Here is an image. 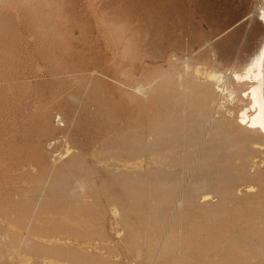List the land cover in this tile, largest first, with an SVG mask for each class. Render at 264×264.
<instances>
[{"label":"rangeland","instance_id":"rangeland-1","mask_svg":"<svg viewBox=\"0 0 264 264\" xmlns=\"http://www.w3.org/2000/svg\"><path fill=\"white\" fill-rule=\"evenodd\" d=\"M263 12L264 0H0V264H187L171 255L227 236L264 264V138L233 123L248 100L231 76L259 51ZM212 72L228 89L204 107L194 85ZM191 131L223 138L205 145L213 169L200 171ZM173 137L186 154L161 155ZM174 155L186 164L164 175Z\"/></svg>","mask_w":264,"mask_h":264},{"label":"bare ground","instance_id":"bare-ground-1","mask_svg":"<svg viewBox=\"0 0 264 264\" xmlns=\"http://www.w3.org/2000/svg\"><path fill=\"white\" fill-rule=\"evenodd\" d=\"M263 14H264V12H263ZM261 15V16H259V21H261L262 22V24H263V26H264V15ZM253 55V54H252ZM170 58V57H169ZM173 59V58H172ZM176 60V59H175ZM173 62H174V60H173ZM184 62V61H183ZM168 64V63H167ZM244 64V63H243ZM244 67L242 68V72H233L232 73V78H233V80L235 81V82H237V83H235V84H239V85H237V86H239V87H242L243 85H247L246 86V88H241V89H243L242 91H241V94H242V96L244 97V98H246L247 100H248V104H247V106H245V107H243V108H241L240 110H238V114H237V117H234L235 118V120H234V124L236 125V127L237 128H239V129H242V130H245V131H251L252 133H254L256 136H258V137H261V138H264V39H263V41H262V44H261V47H260V49H259V51H257L251 58H250V60L248 61V62H246L245 63V65H243ZM184 69V68H183ZM186 71V70H185ZM182 72V71H181ZM231 72V71H230ZM202 73V72H201ZM159 74V73H158ZM184 74H185V72H184ZM209 74V73H208ZM180 75V74H179ZM182 75V74H181ZM186 75V74H185ZM188 75V74H187ZM186 75V76H187ZM170 76V75H169ZM203 76V75H202ZM183 77V76H182ZM182 77H181V79H180V77H178L179 79H180V83H179V87H184V85H186V84H188V83H186V82H184L183 83V79H182ZM168 79H169V77H167ZM195 78V77H194ZM192 79H193V77H192ZM197 79V78H196ZM196 79H194V81L193 80H191L190 82H195V80ZM170 80H171V78H170ZM188 80V76H187V79H186V81ZM205 81V80H204ZM203 81V82H204ZM227 81V80H226ZM226 81H224L223 80V74L222 73H215V72H212V73H210L209 75H208V77H207V82L206 83H204V84H195L194 86H196L195 87V89H197L198 90V92L195 90V92L197 93L196 95H198V98H201V100L199 99V102L201 103L202 102V100H203V102L212 94V93H214L215 95L214 96H218V98H220V99H222L224 96H225V94H226V91H227V87H228V85H226L227 83H225ZM123 83V82H122ZM125 83V82H124ZM178 83V82H177ZM189 85H191V84H189ZM122 86V85H121ZM120 86V87H121ZM178 86V85H177ZM164 87V89L166 88L165 86H163ZM170 87V86H169ZM174 87H176V86H174ZM188 87V86H187ZM245 87V86H244ZM171 88V87H170ZM170 88H167V89H165V91L166 90H168V89H170ZM177 88V87H176ZM175 88V89H176ZM191 88V87H190ZM238 88V87H237ZM181 89V88H180ZM194 89V88H193ZM240 89V90H241ZM131 90V89H130ZM138 90V89H137ZM173 90H174V88L172 89V92H171V94L173 93ZM164 91V92H165ZM169 91V90H168ZM167 91V92H168ZM171 91V90H170ZM178 91V90H177ZM191 91V90H190ZM181 92H183V91H181ZM230 92H231V90H230ZM175 93V92H174ZM173 93V94H174ZM168 93H166V95H167ZM182 94V93H181ZM181 94L180 95H178V97H182L181 96ZM194 94V93H193ZM232 94V93H231ZM240 94V95H241ZM195 95V96H196ZM234 95V94H233ZM169 96V95H168ZM167 96V97H168ZM175 95H173L172 97H174ZM183 96H185V95H183ZM195 96L194 95H190V99H194L195 98ZM165 97V96H164ZM192 97H194V98H192ZM210 97H212V96H210ZM209 97V99L208 100H210L211 98ZM184 98V97H183ZM187 98V97H186ZM189 98H187V99H189ZM216 98V97H215ZM228 98V97H227ZM168 99V98H167ZM172 99V98H171ZM187 99H186V102H187ZM212 99H213V97H212ZM220 99H217V101H219ZM173 101H174V99H172ZM176 100H178V98L176 99ZM194 100H196V99H194ZM181 101V100H180ZM211 101V100H210ZM176 102V101H175ZM182 102H185V101H182ZM189 102V101H188ZM187 102V103H188ZM202 102V103H203ZM206 102V101H205ZM208 102V101H207ZM212 102V101H211ZM214 102V101H213ZM216 102V101H215ZM214 102V103H215ZM186 103V104H187ZM189 103H191V102H189ZM209 103V104H208ZM208 103H206V104H208V106L210 105V102H208ZM221 103V102H220ZM104 104V103H103ZM206 104H204L203 103V105H205L204 107H206ZM216 104H217V102H216ZM215 104V105H216ZM183 105H184V103H183ZM190 105V104H189ZM189 105H188V107H187V109L189 108ZM199 105V104H198ZM246 105V104H245ZM187 106V105H186ZM186 106H184V107H186ZM207 106V107H208ZM217 106V105H216ZM163 107V106H162ZM193 107V106H192ZM191 107V108H192ZM218 107V106H217ZM183 108V107H182ZM194 108V107H193ZM201 108V107H200ZM199 108V110L201 111V109ZM210 108V107H209ZM209 108H208V110H209ZM184 109V108H183ZM186 109V108H185ZM192 110H194V109H192ZM206 110V109H205ZM208 110H206V112L208 111ZM185 111V110H184ZM191 111V110H190ZM195 112L197 113L198 111H196L195 110ZM177 113H179V112H177ZM227 113V112H226ZM180 114V113H179ZM179 114H177V115H179ZM198 115H199V113H197ZM203 113H201V115H202ZM106 115V114H105ZM205 115V114H204ZM206 115H208V114H206ZM235 116V115H234ZM172 117V116H171ZM198 117H200V116H198ZM206 117V116H205ZM178 118V117H177ZM212 119V118H211ZM211 119H210V121H211ZM168 120L170 121L171 119L169 118V119H167V123H168ZM209 120V119H208ZM46 121V120H45ZM180 121V120H179ZM182 121V120H181ZM232 121V120H231ZM111 122V121H110ZM165 122V121H164ZM171 122H172V120H171ZM226 122V119H224V121H222L221 122V125H217L216 126V130L218 129H220V128H222L223 127V125L222 124H224ZM163 123V122H162ZM169 124H172V123H169ZM173 124H175V123H173ZM179 124V123H178ZM207 124V123H206ZM160 125H162V124H160ZM165 125V124H164ZM179 126V125H178ZM177 126V127H178ZM209 126V125H208ZM207 126V127H208ZM46 127V126H45ZM162 127H163V125H162ZM166 127H169V126H166ZM47 128H49L48 126H47ZM84 128V127H83ZM157 128V127H156ZM176 128V127H175ZM194 128V127H193ZM67 129V128H66ZM155 129V128H154ZM167 129V128H166ZM191 129V128H190ZM190 129H187V130H189V132H190ZM196 129H198V128H196ZM45 130L46 129H44L43 131L45 132ZM164 130V129H163ZM215 130V129H214ZM218 130L216 131L217 132V134H219V132H218ZM153 131V130H152ZM193 131V130H192ZM192 131H191V134H193L192 136H191V134L189 135V137L188 138H186V140H185V144H186V142H187V146L189 145L190 147H194V148H196L195 150L197 151V152H200V154L202 155V156H200V158H198L199 160H200V164L198 165L199 166V168H201L200 169V171L202 170V171H205V169H207V168H210L211 167V164L210 163H207V162H209V161H207V162H205V163H203L202 162V160H204V159H207V160H210L211 158H214V157H212V155H214V154H212L213 153V150L211 151L210 149H206V146L205 145H209L210 147L212 146V147H214L212 144H210V143H212V142H214V141H216V140H213V136L212 137H199V140L198 139H196L195 137H197V134H195L197 131H195V132H193L192 133ZM204 131H205V129H204ZM224 131V130H223ZM159 132V131H158ZM164 132H165V130H164ZM81 133V132H80ZM154 133V132H153ZM159 133H161V132H159ZM200 133V132H199ZM206 133V132H205ZM214 133V132H213ZM212 133V134H213ZM96 134V133H95ZM173 134V133H172ZM186 134H187V132H186ZM196 136H195V135ZM201 135H202V133H200ZM156 135H157V133H156ZM167 135V134H166ZM175 135V134H174ZM180 135H181V133H180ZM183 135H184V133H183ZM162 137H164L163 136V134L161 135ZM214 136H216V138H217V135H214ZM228 136V135H227ZM61 137H62V135H61ZM87 137V136H86ZM161 137V138H162ZM166 137V136H165ZM177 137V136H176ZM176 137H173V139L171 138V140L170 141H164V140H162V142L164 141V142H166L165 144H164V146H163V143H161L160 142V144H162V145H160V146H162V149H161V152L160 151H158V152H160V153H162L161 155H163V152L162 151H167V153H165L164 155H166V154H169V152H173L175 155L177 154V148L178 147H180V149H179V151H181V146H179L181 143H180V141H184V139L183 140H180L179 141V139L178 138H176ZM185 137V136H184ZM197 137V138H198ZM161 138H160V136H159V138H158V140H161ZM167 138V137H166ZM174 138H176V140L174 139ZM206 138V139H205ZM221 138V137H220ZM226 138V137H225ZM224 138V139H225ZM63 139V138H62ZM167 139H170V137L169 138H167ZM180 139H182V138H180ZM196 139V140H195ZM218 139H219V137H218ZM218 139H217V141H218ZM223 139V138H222ZM222 139H219L220 141L222 140ZM158 140L156 141V142H158ZM195 140V141H194ZM213 140V141H212ZM216 141V143H218ZM227 141V140H226ZM226 141H223L224 143L226 142ZM95 143V142H94ZM159 143V142H158ZM222 142H219V145L221 144ZM223 143V144H224ZM228 143H231V142H227V143H225V145L226 144H228ZM110 144V143H109ZM108 144V145H109ZM183 144V143H182ZM181 144V145H182ZM185 144H183V145H185ZM223 144H221V145H223ZM182 145V146H183ZM216 145V144H215ZM218 145V144H217ZM224 145V146H225ZM223 146V147H224ZM155 147V146H154ZM164 147V148H163ZM184 147V146H183ZM182 147V148H183ZM200 148H202V150L200 151L199 149ZM214 148H216L217 149V147H214ZM213 148V149H214ZM129 149V148H128ZM165 149V150H164ZM186 149V148H185ZM184 148H183V150H185ZM136 151V150H139L138 152H140L141 153V151H140V149H133V151ZM157 150H159V148L157 149ZM182 150V151H183ZM192 150V149H191ZM129 151V150H128ZM132 151V152H133ZM143 151V150H142ZM165 151V152H166ZM181 151V152H182ZM193 151H194V149H193ZM192 151V152H193ZM180 152V153H181ZM186 152H187V150H186ZM222 152V151H221ZM186 154L185 153V151H183L182 152V154ZM216 153V152H215ZM134 154V153H133ZM179 154V153H178ZM181 154V155H182ZM219 154H221V153H219ZM229 154V153H228ZM227 154V155H228ZM173 155V154H172ZM171 156L172 158H169L170 159V161H168V162H164V165L166 166H164L165 167V169L164 170H166L165 171V173H164V175H167V176H170V175H173L174 174V172L173 171H170V168H171V166L173 165V164H182V163H179L178 161L180 160L181 161V159H179L177 156ZM191 155V154H190ZM198 155H199V153H198ZM223 155H225V154H223ZM183 156V155H182ZM194 156H196V157H193V158H191V160L192 159H194L195 160V158L197 159V154L196 155H194ZM222 156V155H221ZM220 155L218 156L219 158L221 157ZM226 156V155H225ZM230 156V155H229ZM169 157V156H168ZM232 157V156H231ZM222 158V157H221ZM224 158V157H223ZM222 158V159H223ZM225 158H227V156L225 157ZM224 158V159H225ZM165 159H166V157H165ZM215 159V158H214ZM231 158H229V160H230ZM164 160V159H163ZM189 160V159H188ZM217 159H215V161H216ZM220 160V159H219ZM186 162V160H185V158H184V160L183 161H181V162ZM224 160H222V162H223ZM183 163L182 165H185L186 163ZM198 162V161H197ZM220 162V161H219ZM193 163V162H192ZM199 163V162H198ZM217 163H218V161H217ZM217 163L215 162L214 163V161H213V166H214V164H216V166H217ZM66 164V163H65ZM68 164H70V163H68ZM204 166H203V165ZM210 164V165H209ZM224 164H226V163H224ZM228 164V163H227ZM72 165H74V164H72ZM188 165V164H187ZM192 165H195V167H197L196 165L197 164H192ZM220 165V164H219ZM218 165V166H219ZM210 166V167H209ZM229 166V165H228ZM186 167H188V166H186ZM194 167V168H195ZM221 167V166H220ZM219 167V168H220ZM175 168H178L176 165H175ZM212 168V167H211ZM222 168V167H221ZM225 168V167H224ZM196 169V168H195ZM213 169V168H212ZM214 169H216L217 170V168H215V166H214ZM252 169H254V168H252ZM223 170V169H222ZM83 171V170H82ZM174 171H176V170H174ZM219 171H221V170H219ZM219 171H218V173H219ZM206 172V171H205ZM223 172V171H222ZM221 173V172H220ZM220 173H219V175H220ZM203 174V173H202ZM256 175V174H255ZM213 176V175H212ZM188 177V176H187ZM207 178L209 177V176H206ZM206 177H203V178H205L206 179ZM256 177V176H255ZM259 177V176H258ZM163 178V177H162ZM168 178H170V180L169 179H167L166 178V181L167 180H169L170 182H171V179L173 178V177H168ZM179 178V177H178ZM202 178V179H203ZM254 178V177H253ZM201 179V180H202ZM257 179V178H256ZM159 180V179H158ZM157 180V181H158ZM161 181H159L158 183H160V182H162L163 183V181H165V179L163 180V179H160ZM163 180V181H162ZM200 180V181H201ZM260 181H259V183L262 181V178L261 179H259ZM169 181H167V183L169 182ZM172 181H175V180H173L172 179ZM176 181H178L179 182V179L177 180L176 179ZM264 181V180H263ZM199 182V181H198ZM207 182V181H206ZM208 182H209V178H208ZM172 183V182H171ZM189 183V182H188ZM196 183V182H195ZM202 183H203V181H202ZM201 183V184H202ZM143 184V183H142ZM164 184H165V182H164ZM201 184H197L196 186H193V192L195 191V192H198V191H200V186H202L203 187V185H201ZM133 185V184H132ZM169 185V184H168ZM159 186V185H158ZM164 185H162V187H163ZM207 186V185H206ZM208 186H210V185H208ZM172 187H174V186H172ZM172 187H171V189H172ZM148 188V187H147ZM161 188V187H160ZM166 188V187H165ZM179 188V187H178ZM182 188V187H181ZM181 188H179V191H181L182 189ZM192 188V187H191ZM262 188H263V186H262ZM149 189V188H148ZM147 189V190H148ZM158 189V188H157ZM186 189V188H185ZM161 190H163V189H161ZM188 190V189H187ZM186 190V191H187ZM202 190V189H201ZM206 190V189H205ZM219 190V189H218ZM217 190V191H218ZM173 192H175L176 191V194H177V192H179V191H177V187H175V190H172ZM186 191H184V193H186ZM207 191H212V189L210 190H207ZM207 191L206 192H204V193H207ZM170 192V191H169ZM182 192V191H181ZM190 192V191H189ZM189 192L187 191V193L185 194V196L183 197V198H185L187 201L189 200V202L191 203V202H193L192 200L194 199L191 195H189ZM192 192V193H193ZM80 193V192H79ZM123 193V192H122ZM168 193V192H167ZM166 193V194H167ZM172 193V192H171ZM184 193H182V194H184ZM191 193V192H190ZM261 193V192H260ZM176 194H174V195H176ZM181 194V195H182ZM200 194V193H199ZM173 195V194H172ZM174 195H173V197H174ZM177 195H179V197H180V194L178 193ZM193 195V194H192ZM81 196V195H80ZM194 196V195H193ZM195 196H198L197 194L195 195ZM210 197V195L209 194H206L205 196H204V199H208ZM212 197V196H211ZM168 198H169V200H171L170 199V195L168 196ZM175 199L174 200H176V201H174L173 203H172V201H171V203L173 204V207H174V203H175V205L177 204L178 206H180V204H181V206L183 205V204H185L184 203V200H181V199H183L182 197L180 198V199H176V198H178V197H174ZM198 198V197H197ZM165 200V199H164ZM182 201H183V204H182ZM221 201H223V199L221 200ZM225 201V200H224ZM166 202V201H165ZM194 203V202H193ZM203 203V202H202ZM187 204H188V202H187ZM220 204H221V202H220ZM165 206H166V203L164 204ZM163 205V206H164ZM189 205H191V204H189ZM195 205H196V202H195ZM195 205H193L194 207H195ZM221 205H223V202H222V204ZM220 205V206H221ZM167 206H170V207H172V205H167ZM218 206V205H217ZM169 207V208H170ZM197 207H199V206H197ZM200 207H201V205H200ZM132 208V207H131ZM167 208V207H166ZM174 208H176V207H174ZM173 208V209H174ZM196 208V207H195ZM218 208H219V206H218ZM151 209V208H150ZM172 209V208H171ZM153 210V209H152ZM176 210V209H175ZM180 210V209H179ZM257 210H259V209H257ZM260 210H261V208H260ZM259 210V211H260ZM259 211H256V212H259ZM89 212V211H88ZM173 212H174V210H173ZM256 212H255V215L254 216H258L257 214H256ZM261 212V211H260ZM262 212H263V209H262ZM152 213V211L150 212V214ZM154 211H153V213H152V215H154ZM182 214V213H181ZM246 214V213H245ZM174 215V214H173ZM263 215V214H262ZM262 215H260V217L262 216ZM151 216V215H150ZM177 217H175L177 220H178V218L179 217H183L182 215L180 216L179 215V217H178V215H176ZM187 216V215H186ZM248 217V216H247ZM254 218L253 216H250V218ZM259 217V216H258ZM181 218H179V219H181ZM234 218V220H236L235 218L236 217H233ZM152 219H153V217H152ZM176 219H175V224H176V222H178V221H176ZM185 219V221L187 220V219H189V218H183L182 220H184ZM197 219H199V218H197ZM202 219V218H201ZM240 219H242V218H240ZM246 219V218H245ZM256 218H254V220H255ZM258 219V218H257ZM261 219H263V218H261ZM192 220H193V217H192ZM191 220V221H192ZM223 220L224 219H222V223L220 222V223H218L219 225L220 224H223ZM226 220H228V219H225V221ZM232 220V219H231ZM258 220H260V219H258ZM152 221V220H151ZM151 221H150V223H151ZM188 221V220H187ZM194 221V220H193ZM198 221V220H197ZM196 221V222H197ZM202 221H204V220H202ZM216 221H218V220H216ZM238 221H239V219H238ZM245 221V220H244ZM249 221H251V220H249ZM180 222H181V220H180ZM199 222V221H198ZM201 222V221H200ZM227 222V221H226ZM231 222V221H230ZM240 222V221H239ZM239 222H238V224H239ZM242 222H243V220H242ZM264 222V221H263ZM185 223V222H184ZM225 223V222H224ZM232 223V222H231ZM254 223H259V222H254ZM254 223H252V224H254ZM152 224V223H151ZM154 224H156V223H153L152 224V226H154ZM169 224V223H168ZM206 224H207V221H206ZM214 224H215V222H214ZM217 224V223H216ZM227 224V223H226ZM226 224H224L223 226L225 227V225ZM236 224H237V222H236ZM238 224H237V227H238ZM245 224V223H244ZM246 224H248V223H246ZM262 224V223H261ZM146 225V224H145ZM173 225V224H172ZM178 225H181L180 223L178 224ZM191 225H192V223H191ZM209 225V224H208ZM207 225V226H208ZM211 225V224H210ZM229 225V227L231 226L230 224H228ZM233 225H235V224H233ZM242 225V224H241ZM251 225V224H250ZM259 225H260V223H259ZM183 226V225H182ZM195 226V225H194ZM202 226H204V224H202L201 225V227ZM217 226V225H216ZM221 227H222V225H220ZM240 226V225H239ZM248 226V225H247ZM257 226V225H256ZM263 226V225H262ZM261 226V227H262ZM146 227V226H145ZM168 227V226H167ZM197 227V226H196ZM206 226H204V228H205ZM212 227H214V226H212ZM226 227H228V226H226ZM225 227V228H226ZM232 227V226H231ZM244 227V226H243ZM252 227V226H251ZM153 228V227H152ZM163 228V227H162ZM179 228H180V226H179ZM194 228V227H193ZM208 228H209V226H208ZM236 228V227H235ZM245 228V227H244ZM250 228V227H249ZM248 227L246 228V229H249ZM149 229H151V226H150V228ZM148 229V230H149ZM182 229H183V227H182ZM215 229H216V227H215ZM215 229H213V230H215ZM218 229V228H217ZM227 229H230V228H227ZM241 229V228H240ZM239 229V230H240ZM243 229V228H242ZM242 229L240 230V231H242ZM261 229V228H260ZM192 230V229H191ZM194 230V229H193ZM238 230V231H239ZM160 231V230H159ZM162 231V230H161ZM172 232H175V231H177V230H171ZM182 231V230H181ZM203 231V230H202ZM237 231V230H236ZM243 231H244V229H243ZM163 232H164V230H163ZM180 232V231H179ZM192 232V231H191ZM194 232V231H193ZM198 232H200V231H198ZM249 232V231H248ZM151 233V232H150ZM155 233V235L154 236H156V233H159L158 231L156 232H152V234H154ZM225 233V232H224ZM236 234H237V232H235ZM234 233V234H235ZM250 233V232H249ZM180 234V233H179ZM181 234H182V232H181ZM192 234H194V233H192ZM198 234V233H197ZM197 234L195 235V236H197ZM232 234V233H231ZM258 234H259V232H258ZM164 236H165V234H163ZM162 235V236H163ZM184 235V234H183ZM183 235H181L182 237H183ZM186 235V234H185ZM184 235V236H185ZM198 235H200V234H198ZM221 235V234H220ZM224 235V234H223ZM233 235V234H232ZM149 236V235H148ZM154 236L152 237V238H154ZM190 236V235H189ZM188 236V237H189ZM238 236V235H237ZM150 237V236H149ZM159 237H161V235L159 236ZM178 237H180V235L178 236ZM177 237V238H178ZM193 237V236H192ZM241 237V236H240ZM181 238V237H180ZM149 239V238H148ZM158 239V238H157ZM162 239V238H161ZM161 239L160 240H155V242L157 243L155 246L156 247H158V245H159V242L161 241ZM179 239V238H178ZM184 239V238H183ZM194 239V238H193ZM193 239H191V240H193ZM249 239V238H248ZM149 240H151V239H149ZM173 240H177V239H173ZM172 240V241H173ZM181 240V239H180ZM188 240V239H187ZM191 240H190V244H193L194 242H191ZM238 240V239H237ZM146 241V240H145ZM169 241V240H168ZM205 241V240H204ZM251 241V240H250ZM155 242L153 243V244H155ZM164 243V247H163V254H164V256H162L165 260L164 261H167L166 260V258H165V256L167 255V253H168V247L165 245L166 243H168L167 241H161V243ZM171 242V241H170ZM206 242L207 243H205V242H201V243H199V241L198 242H195L194 243V247H193V249H188V248H185V249H178L179 251H177L176 253L174 252V255L172 256L171 255V258L172 259H177V258H179L180 256L181 257H190V261L187 263V264H248V262L251 260V257H252V255L251 254H253L252 252H251V254L250 253H248V252H245V248L243 249V245H239L238 246V244H236L237 242H236V239H234L233 237H229V236H227V238L226 239H217L215 242H212L211 240L210 241H208V240H206ZM252 242H253V240H252ZM255 242V241H254ZM149 242L147 241V244H148ZM173 243V242H172ZM172 243H171V247H172ZM188 243V244H189ZM197 243V244H196ZM246 242H245V240L244 239H241V244H245ZM146 244V243H145ZM174 244V243H173ZM180 245H181V242L179 243ZM186 244V243H185ZM239 244H240V242H239ZM151 245H152V241H151ZM150 245V247H149V244H148V248L150 249H152V248H154V247H152ZM187 245V244H186ZM183 246V245H182ZM182 246H177L176 248H180V247H182ZM245 246V245H244ZM155 247V248H156ZM184 247H185V245H184ZM191 247V246H190ZM249 248H250V246H249ZM252 248V247H251ZM254 248V247H253ZM162 249V248H161ZM256 249V248H255ZM147 250V249H146ZM176 250V249H175ZM174 250V251H175ZM257 250V249H256ZM260 250V249H259ZM152 251H153V249H152ZM159 251H161V250H159ZM169 251H171V249L169 250ZM246 251H248V250H246ZM171 252H173V251H171ZM147 253V252H146ZM150 253V252H149ZM148 254V253H147ZM151 254V253H150ZM160 254V253H159ZM166 254V255H165ZM176 254V255H175ZM258 253H256V255H257ZM139 255H141L140 253H139ZM154 255L157 257L158 256V254L156 255V254H154L153 253V257H154ZM160 256H161V254H160ZM168 256V255H167ZM170 256V255H169ZM261 256H262V253H261ZM264 256V255H263ZM254 258H255V255L253 256ZM252 257V258H253ZM150 258H152V256H150ZM261 258L262 257H260V261H261ZM155 259V258H154ZM167 259H170L169 257L167 258ZM250 259V260H249ZM159 260H161V259H159ZM186 260V261H187ZM259 260V259H258ZM258 260H257V262H258ZM170 261V260H169ZM255 261V260H254ZM157 262H158V259H157ZM170 262H172V261H170ZM179 262V261H178ZM253 262V261H252ZM158 263H161V262H158ZM163 263H165V264H168L169 262H163ZM162 263V264H163ZM181 263V262H180ZM184 263V262H183ZM264 263V262H263ZM174 264V263H173ZM175 264H176V262H175ZM178 264V263H177ZM252 264V263H251ZM261 264V263H260Z\"/></svg>","mask_w":264,"mask_h":264}]
</instances>
